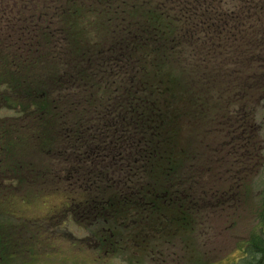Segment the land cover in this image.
<instances>
[{"label": "trees", "instance_id": "obj_1", "mask_svg": "<svg viewBox=\"0 0 264 264\" xmlns=\"http://www.w3.org/2000/svg\"><path fill=\"white\" fill-rule=\"evenodd\" d=\"M15 1L27 11L17 21L46 26L13 34ZM84 11L100 18L92 39ZM261 85L264 0H0V111L14 114L0 119V193L18 184L61 195L103 255L165 244L222 208L231 184L241 191L229 168L222 189L226 155L204 137L238 111L246 145L243 107ZM261 197L260 225L234 264H264V186ZM12 229L0 228V264L17 263Z\"/></svg>", "mask_w": 264, "mask_h": 264}, {"label": "rangeland", "instance_id": "obj_2", "mask_svg": "<svg viewBox=\"0 0 264 264\" xmlns=\"http://www.w3.org/2000/svg\"><path fill=\"white\" fill-rule=\"evenodd\" d=\"M19 3L21 2L8 3L6 10V13L16 20L11 24L13 34H33L38 26L42 29L46 26V24L17 21V16L23 15L20 14L21 12L27 13ZM79 16L86 29L85 37L94 38L98 26L95 24L99 17L97 18L91 11L79 12ZM24 28L27 32L21 31ZM235 45L239 47L240 43L235 42ZM227 67L228 64H225L224 68ZM241 67L247 71L250 65L246 63ZM257 75H260V72ZM217 83L215 89L219 86L223 87L226 81ZM227 83L233 86L231 81ZM262 87L264 86H258L250 92L249 102L243 107L248 111L242 114L254 127V132L248 133L246 145L242 144L239 136L244 128V122L238 111H236L238 113L232 111L226 113L225 122L220 127L216 124L209 127L210 133L204 137V146L205 144L209 148L220 146L221 152L226 155L222 163L225 165L222 171V189L230 186L229 179L228 183L224 184L227 180L224 172L227 173L228 168L232 174H235L233 178L237 176L235 181H243L241 191L234 192V183L231 184L232 190L225 198L222 208L211 212L203 211L206 213L196 217L197 219L189 224V228L180 229L165 244L157 243L156 246L151 244L148 248H143L144 245L133 255L129 252L126 256H107L99 249H95L87 225L74 221L66 211L60 209L59 204L63 200L61 195H40L41 193L36 195L25 187L14 184L10 187L9 194L0 193V196H9V199L3 203L8 211L2 208L0 212V228H13L16 234V238H12L18 240L15 244V249H19L15 258L16 264H234L240 262L243 258L242 248L250 241L251 235L256 233L260 225L261 193L264 186V98L260 95ZM258 95L260 98L257 100ZM232 97V95H224L221 104L229 105ZM137 113L139 110H134L133 116ZM121 114L129 116L128 111L125 110ZM221 114L220 112L217 115L218 121L223 116ZM11 117H14L12 112L0 111V119ZM135 128L136 125L130 129V132L136 138ZM203 133L205 132L202 131ZM223 139L225 149L223 145H219ZM242 159L245 162H242ZM226 178H231V175H227ZM9 200L11 202L16 200L14 207H7L11 203ZM27 249L29 252L26 253ZM22 253L29 257L25 259L26 256Z\"/></svg>", "mask_w": 264, "mask_h": 264}]
</instances>
